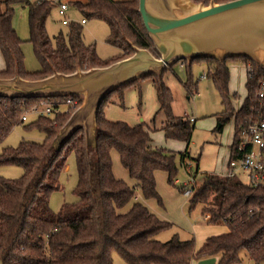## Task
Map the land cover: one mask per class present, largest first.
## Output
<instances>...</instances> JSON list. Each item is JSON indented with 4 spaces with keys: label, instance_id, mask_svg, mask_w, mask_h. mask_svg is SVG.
Segmentation results:
<instances>
[{
    "label": "trees",
    "instance_id": "trees-1",
    "mask_svg": "<svg viewBox=\"0 0 264 264\" xmlns=\"http://www.w3.org/2000/svg\"><path fill=\"white\" fill-rule=\"evenodd\" d=\"M17 1L0 0V51L5 61L0 78L19 74L27 79H40L54 71L70 73L78 68L107 66L134 53L130 42L154 50L139 12V0H20L28 8L30 41L41 65L40 70L28 72L21 47L23 40L13 24ZM194 1L208 4L212 0ZM62 3L77 8L86 21H105L110 29L107 41L121 48V53L109 60L101 59L95 45L85 43L83 23L69 22L67 35L60 32L54 42L47 30V20L55 8L59 11ZM227 59H206L208 73L205 74L212 77L226 99L227 106L219 117L221 128L227 121H234L230 146V154H233L242 128L264 118V105L259 100L264 67L249 58L243 59L253 69L248 70L247 96L241 105L234 107L228 98ZM187 67L188 63L184 68ZM150 76L157 92L159 111L167 119L162 127L166 138L189 145L194 122L174 115L173 93L163 74ZM185 86L189 90L193 88L190 78ZM66 97L0 96V143L14 125L23 122V114L47 106L54 110L51 115L41 114L34 122L46 135L43 142L23 140L17 147L5 148L0 153V165L17 164L24 170L19 178L0 179V264H114L115 251L128 264H190L193 259L208 256H217L216 264H237L241 261V250H246L257 264L264 259V187H252L238 177L222 179L206 174L204 182L189 198L190 208L204 203L202 212L210 215L208 223L226 224L229 231L209 237L199 250L195 248L194 239L183 240L178 234L160 241L155 236L171 223L161 220L137 196L141 192L145 199L160 198L157 170L166 171L169 182L174 183L178 171L176 153L153 147L151 130L146 123L130 125L110 120L101 107L97 116L96 148L86 144L85 132L80 129L56 149L52 145L54 138L83 101L82 96L72 95L78 103L70 107L68 113L57 102ZM113 151L119 154L123 167L135 179L134 185L115 174ZM71 153L75 154L78 170L74 189L77 200L66 202L60 210L54 211L50 198L63 188L60 176L68 167ZM187 155L188 149L181 153L183 161ZM185 188V185L180 187V192L184 193ZM211 196L209 207L205 203Z\"/></svg>",
    "mask_w": 264,
    "mask_h": 264
},
{
    "label": "rangeland",
    "instance_id": "rangeland-1",
    "mask_svg": "<svg viewBox=\"0 0 264 264\" xmlns=\"http://www.w3.org/2000/svg\"><path fill=\"white\" fill-rule=\"evenodd\" d=\"M14 8L13 24L23 40L21 47L24 53L25 69L28 72L38 71L41 69V65L30 41L28 8L20 0L14 3ZM66 18L70 22L82 23L83 15L77 8L69 5ZM63 19L64 17L59 14L57 7L47 20V30L54 42V37L60 32H63L64 35L68 33L69 26L62 23ZM82 29L85 43L95 45L97 54L101 59L109 60L121 53V48L107 41L110 29L105 21L87 19L82 24ZM243 59H227L230 69L228 98L234 107L244 102L248 91L246 85L247 67L241 61ZM0 63H3L1 51ZM207 64L206 59L198 58L193 61L191 66L188 64L187 68H181L177 62L167 67V70L163 72L164 81L173 93L174 115L185 118L188 115L195 118V127L189 145L182 140L166 138L162 127L167 123V119L165 114L159 111L157 92L150 75L139 78L140 81L137 83L131 82L130 85L121 86L123 88L119 87L118 89L121 91L112 92L101 105L105 116L110 120L124 121L130 125L146 123L151 130L153 147L176 153L178 171L174 177V183L169 182L166 171L157 170L156 180L160 198H150L157 209V212H153L161 220L171 223L169 228L155 236L156 239L163 242L171 239L175 234H178L181 239L190 238L193 236L190 232L192 224L206 223L207 220H205V215L202 212L204 203L199 202L194 208H190V196L180 192L179 188L185 183L189 184L192 177L198 186L204 182L206 174L222 178L221 173L225 172L230 159V146L233 142L235 125L231 119L221 128L219 117L225 110L227 103H225L226 99L215 85L212 77H203V74L208 73ZM189 78L193 83L191 90L185 86ZM70 107L73 108L74 106ZM38 109L39 112L29 111L26 121L14 125L7 137L0 143V153L5 148L17 147L23 140L39 143L45 140V133L34 123L41 115L40 110L42 108ZM187 149L189 155L183 161L181 153ZM113 167L118 177L125 175L124 178L131 185L135 184V179L131 178L128 171L123 167L116 151H113ZM23 172V168L17 164L0 165V179L19 178ZM239 178L246 183L243 176ZM60 182L63 188L55 191L50 198V205L54 211L60 210L62 204L66 202L77 200L74 189L78 183V170L74 153L69 155L68 167L61 174ZM212 199L211 196L205 204L210 207L209 204ZM240 258L241 261L237 264H257L248 257L246 250H241ZM113 261L114 264H128L124 257L116 251L113 253ZM259 264H264V259Z\"/></svg>",
    "mask_w": 264,
    "mask_h": 264
},
{
    "label": "water",
    "instance_id": "water-1",
    "mask_svg": "<svg viewBox=\"0 0 264 264\" xmlns=\"http://www.w3.org/2000/svg\"><path fill=\"white\" fill-rule=\"evenodd\" d=\"M139 12L154 50L134 45V53L103 67L54 71L40 79L16 74L0 78V96L56 98L79 95L83 101L54 138L60 149L83 129L88 146L97 147V116L119 87L146 75H162L181 60L249 58L264 67V0H139Z\"/></svg>",
    "mask_w": 264,
    "mask_h": 264
},
{
    "label": "built area",
    "instance_id": "built-area-1",
    "mask_svg": "<svg viewBox=\"0 0 264 264\" xmlns=\"http://www.w3.org/2000/svg\"><path fill=\"white\" fill-rule=\"evenodd\" d=\"M34 1V0H30ZM69 5L62 3L59 5V13L64 19L63 24H68L70 20L66 18V11ZM85 19H82V23H85ZM185 60L179 61L181 68L186 65ZM248 70H252L251 64H247ZM206 74H203L205 77ZM259 100L261 105H264V79L260 81L259 87ZM61 106L65 107V111L69 112L70 106H75L78 103V99L72 96L66 97L64 100L58 99ZM35 112H39L38 108L32 109ZM54 110L51 106H47L45 109L40 110V114L51 115ZM28 112L21 116V120L26 121L28 119ZM191 122L195 121L194 117L186 116ZM230 157L225 172L221 173L222 179L235 178L243 176L252 187H264V118H260L256 121L247 123L241 130L240 140L237 146L233 149V154ZM186 186L184 194L186 196H192L198 185L193 177ZM190 187L188 188V186ZM210 217L209 214L205 216L206 220Z\"/></svg>",
    "mask_w": 264,
    "mask_h": 264
},
{
    "label": "crops",
    "instance_id": "crops-1",
    "mask_svg": "<svg viewBox=\"0 0 264 264\" xmlns=\"http://www.w3.org/2000/svg\"><path fill=\"white\" fill-rule=\"evenodd\" d=\"M241 61L245 63V67H247L248 63L244 60H241ZM4 67H5V61L3 58V63L2 64L0 63V69H3ZM246 69H247V75H248V68ZM124 177L125 175L121 176L120 178H123L124 180H126V178ZM127 182L130 184L129 181ZM137 198L140 201L144 202L152 211L157 212V209L154 207L156 205L153 203V201H151L150 199H145L141 192L138 193ZM228 231H229V228L226 224H212V223H208V221H206V223H195V224H192L191 231H190L193 236L190 238H186V239H194L195 248L196 250H199L204 245V243L209 237L213 235L223 234ZM186 239H183V240H186ZM217 261H218L217 256H208V257L193 259L190 264H216Z\"/></svg>",
    "mask_w": 264,
    "mask_h": 264
},
{
    "label": "bare ground",
    "instance_id": "bare-ground-1",
    "mask_svg": "<svg viewBox=\"0 0 264 264\" xmlns=\"http://www.w3.org/2000/svg\"><path fill=\"white\" fill-rule=\"evenodd\" d=\"M86 22V21H85Z\"/></svg>",
    "mask_w": 264,
    "mask_h": 264
}]
</instances>
